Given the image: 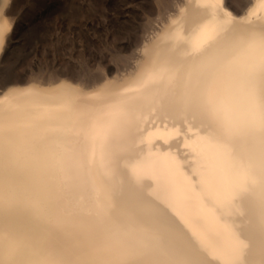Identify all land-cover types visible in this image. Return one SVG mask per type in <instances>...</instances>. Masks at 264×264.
Returning a JSON list of instances; mask_svg holds the SVG:
<instances>
[{"label": "bare ground", "instance_id": "6f19581e", "mask_svg": "<svg viewBox=\"0 0 264 264\" xmlns=\"http://www.w3.org/2000/svg\"><path fill=\"white\" fill-rule=\"evenodd\" d=\"M95 18L106 58L7 77ZM262 33L264 0H0V264H264Z\"/></svg>", "mask_w": 264, "mask_h": 264}, {"label": "rangeland", "instance_id": "374dc122", "mask_svg": "<svg viewBox=\"0 0 264 264\" xmlns=\"http://www.w3.org/2000/svg\"><path fill=\"white\" fill-rule=\"evenodd\" d=\"M121 11L122 10H120V13H122ZM111 15H112V11L111 12L108 11V16L110 17ZM116 18L113 15L110 17L109 22L107 23V26L109 25L108 28L110 26L115 25L114 23L116 21ZM91 23H90L91 25L88 24V28L84 26V29H82V37H84V43H85L84 52L82 49H79L81 48L80 45H78L77 50H75V52L71 51L68 46L59 45L60 43L57 42L55 36L56 34L55 32L53 33V30L51 29L52 25L49 22L42 25L33 24L24 27V31L21 32L20 34L21 39L19 38V41H21L22 43L19 42L16 51L13 52L14 56L11 55L12 58L9 62L10 66L8 67L9 73L7 77L15 78V77L23 76L24 74L33 70H37L38 68L39 70H43L44 68L49 67V65L50 66L54 65L58 67L59 64L58 68H61L66 64L75 65L74 64L75 61L73 60H75L76 56H79L80 54L87 57L86 60L89 64H94V62L96 61L95 59H99L100 57L106 58L108 51L103 49L101 44L102 43L104 44L107 38L109 40L110 36L108 37L106 36V29L103 28V26L97 25L98 22L96 18L92 19ZM93 25H95V30H96L95 33L92 32L93 30L91 29V26ZM64 35L66 36V34ZM67 35L70 36V33H68ZM51 40L52 43L50 44ZM133 42H134V37H131L129 40L122 43V48L124 50H129ZM70 52H72V55ZM13 63L15 64L12 65ZM45 65L47 66L45 67Z\"/></svg>", "mask_w": 264, "mask_h": 264}, {"label": "snow or ice", "instance_id": "6c2138e0", "mask_svg": "<svg viewBox=\"0 0 264 264\" xmlns=\"http://www.w3.org/2000/svg\"><path fill=\"white\" fill-rule=\"evenodd\" d=\"M262 35H264V33H262ZM197 51H199V48L196 49ZM251 245L250 243L244 244L243 245V249H250ZM245 255L244 251L241 252V255L239 257H237L238 260L243 259V256ZM213 259H216L215 257H213Z\"/></svg>", "mask_w": 264, "mask_h": 264}]
</instances>
